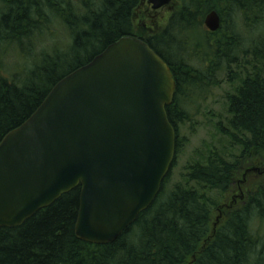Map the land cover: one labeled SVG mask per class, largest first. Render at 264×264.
<instances>
[{
    "label": "trees",
    "instance_id": "16d2710c",
    "mask_svg": "<svg viewBox=\"0 0 264 264\" xmlns=\"http://www.w3.org/2000/svg\"><path fill=\"white\" fill-rule=\"evenodd\" d=\"M177 1L161 31L139 35L133 15L143 0H0V141L60 79L135 36L173 74L176 92L166 112L176 154L178 127L191 120L183 105L207 95L223 74L238 85L226 99L227 129L219 123V130L239 149L233 161L212 154L186 165L182 181L171 185L170 171L151 206L110 244L76 238L77 187L21 226L0 228V264H264V174L238 207L221 211L215 228L217 201L209 196L231 194L241 172L264 162V0ZM210 11L219 15L220 30L202 33ZM45 38L51 45H43ZM5 55H18L20 63L6 67Z\"/></svg>",
    "mask_w": 264,
    "mask_h": 264
},
{
    "label": "water",
    "instance_id": "95a60500",
    "mask_svg": "<svg viewBox=\"0 0 264 264\" xmlns=\"http://www.w3.org/2000/svg\"><path fill=\"white\" fill-rule=\"evenodd\" d=\"M153 10L171 0H148ZM220 28L215 11L204 19ZM176 83L143 40L126 36L60 79L0 141V228H16L80 187L78 240L114 242L146 211L171 171Z\"/></svg>",
    "mask_w": 264,
    "mask_h": 264
},
{
    "label": "rangeland",
    "instance_id": "374dc122",
    "mask_svg": "<svg viewBox=\"0 0 264 264\" xmlns=\"http://www.w3.org/2000/svg\"><path fill=\"white\" fill-rule=\"evenodd\" d=\"M147 1L148 0H144L145 4L141 5V8H139L133 15L135 33L139 35H147V33L161 31L171 12H174L179 7L178 1L172 0L167 6L162 7L164 9L161 8L157 22L152 25V23L144 20L143 16L140 14L146 9ZM225 28H228L227 23ZM200 29L202 30V33H206L204 24H202ZM258 31V34L264 32V24ZM241 35L242 38L249 36L248 32L243 31V29L241 30ZM194 38L196 37L193 35V39ZM51 42V40L45 38V44L43 45H51ZM37 47L38 48L34 49L35 53L41 49V45ZM49 51L51 52V47L49 48ZM20 60L21 58L19 59L18 55H5L3 62L6 67H8V65L17 66L20 63ZM226 77L227 76H224V74L221 75V77L217 79L219 84L214 88H210L207 95L202 93L199 99L194 103L183 105L184 109L189 112L191 120L188 123L180 124L178 127L180 148L176 154L174 166L171 169L169 185L179 182L180 180L182 181L184 167L190 163L198 162L203 164L209 157H212V154L222 156L227 161H233L235 155L238 154L239 149L237 147L231 148L229 137L225 133L222 134L219 130V123L227 129L226 120L229 116L226 112V99L232 94L238 85L237 82L228 81ZM250 165L254 167L259 165V163L258 161H255ZM260 167L262 168V166ZM244 173L245 172H241L235 179L233 184L234 190L231 191V194L221 196L216 193H211L209 195L217 201V207L216 209L214 208L213 211L214 228L221 220V211L224 209L221 207L223 205H230L233 209L238 207L239 200L243 197V193L245 196V193L250 191V188L253 187L255 183L254 180L259 177L258 172H252L245 177ZM239 189H241V194L239 193Z\"/></svg>",
    "mask_w": 264,
    "mask_h": 264
},
{
    "label": "flooded vegetation",
    "instance_id": "af4514ba",
    "mask_svg": "<svg viewBox=\"0 0 264 264\" xmlns=\"http://www.w3.org/2000/svg\"><path fill=\"white\" fill-rule=\"evenodd\" d=\"M144 4L145 3H144V0H143L142 5H144ZM146 6H147L146 9H144V11H142L140 14L143 16V19L144 20H147L148 22L152 23V25H153L155 22H157L158 14L161 11V8L158 9V10H153L148 3H147ZM162 9H164V8H162ZM221 23H222V21H221ZM206 32L209 33V34H214V33L208 32L207 30H206ZM260 166H262V168ZM252 172H258V175L259 176H261L262 174H264V162L263 163H260L257 166H254V167L252 166L250 169H247L245 171V173H244V177L246 175L251 174ZM239 193L241 194V189H239ZM244 197L245 196H244V193H243V197L242 198L240 197L241 200H239L240 202L238 204H240L243 201ZM221 208H232L233 209V207H230V205L229 206L223 205V207H221Z\"/></svg>",
    "mask_w": 264,
    "mask_h": 264
}]
</instances>
